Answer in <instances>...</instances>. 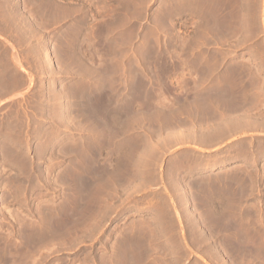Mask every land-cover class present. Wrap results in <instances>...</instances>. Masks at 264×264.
<instances>
[{"label": "rangeland", "instance_id": "obj_1", "mask_svg": "<svg viewBox=\"0 0 264 264\" xmlns=\"http://www.w3.org/2000/svg\"><path fill=\"white\" fill-rule=\"evenodd\" d=\"M0 263L264 264V0H0Z\"/></svg>", "mask_w": 264, "mask_h": 264}, {"label": "bare ground", "instance_id": "obj_2", "mask_svg": "<svg viewBox=\"0 0 264 264\" xmlns=\"http://www.w3.org/2000/svg\"><path fill=\"white\" fill-rule=\"evenodd\" d=\"M229 92V91H228ZM237 92V91H236ZM246 96V95H245ZM237 97V96H236ZM225 99V98H224ZM243 99V98H242ZM227 100V99H226ZM231 100V99H230ZM236 100V99H235ZM258 102V101H257ZM227 103V102H226ZM236 103H238V101L236 102ZM232 104V103H231ZM223 105V104H222ZM239 106V105H238ZM243 107V106H242ZM227 110V109H226ZM218 111V110H217ZM231 112V111H230ZM229 112V113H230ZM227 113V112H226ZM232 114V113H231ZM100 117H97L96 118V120L95 121H100V119H99ZM110 119V125H113V124H120L122 121H124V119H122L121 117H110L109 118ZM128 119V118H127ZM229 119V118H228ZM131 119L129 118L128 119V121H130ZM156 120H160V119H156ZM126 121V120H125ZM111 122H112V124H111ZM159 122V121H158ZM126 123H128V122H126ZM234 123V122H233ZM125 124V123H124ZM158 124V123H157ZM160 124V123H159ZM239 124V123H238ZM247 127H248V125H247ZM165 128V127H164ZM163 127L161 128V130H160V133H159V135H160V137H161V135H163V134H165L166 132L168 133H171L172 134V132H174L175 131V129H174V125H173V123H172V126H171V128H169V129H164ZM155 130H158V129H155ZM166 131V132H165ZM153 133H155V131L153 132ZM156 135H154L155 137H152L153 139H152V142H151V144H143L142 146H141V148H142V151H145V150H147L148 149V147H149V149L151 150V153H153V152H156L158 149V145H156V142H157V137L158 138H160L159 137V135L157 136V134H158V132H156L155 133ZM153 136V135H152ZM156 141V142H155ZM153 142H154V144H153ZM140 148V149H141ZM137 153V155L139 154V151H137L136 152ZM139 156H140V154H139ZM74 203H75V201H74ZM74 206H75V204H72V209L74 208ZM71 209V208H70ZM53 211V210H52ZM51 210H47L46 212H45V214H44V216H43V218H41L42 220H40L39 221V229H40V231H39V233H37V235H36V238H34V239H36L33 243H31L32 245H34V246H38L40 249H47L48 250V247L49 246H52V245H54L55 243H57L58 241H60V239L63 237L62 235H64V230H63V225L65 224V226H66V224L67 223H64L63 221H64V219H61V218H59V219H57L56 217H55V215H54V211L52 212ZM60 214V213H59ZM60 215H62V214H60ZM66 222H68L67 220H65ZM74 221V220H73ZM62 222L64 223L63 225H62ZM71 222H72V220H71ZM45 225H47V226H45ZM74 225V224H73ZM62 236V237H61ZM63 240V239H62ZM57 241V242H56ZM0 264H2V263H0Z\"/></svg>", "mask_w": 264, "mask_h": 264}, {"label": "crops", "instance_id": "obj_3", "mask_svg": "<svg viewBox=\"0 0 264 264\" xmlns=\"http://www.w3.org/2000/svg\"><path fill=\"white\" fill-rule=\"evenodd\" d=\"M229 130H231V129H229ZM122 261H123V259H122Z\"/></svg>", "mask_w": 264, "mask_h": 264}]
</instances>
